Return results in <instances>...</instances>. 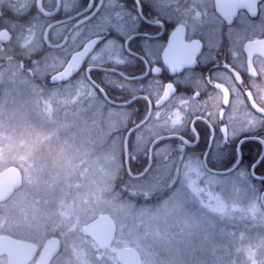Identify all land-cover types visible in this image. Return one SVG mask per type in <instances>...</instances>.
I'll return each mask as SVG.
<instances>
[{"label":"flooded vegetation","instance_id":"af4514ba","mask_svg":"<svg viewBox=\"0 0 264 264\" xmlns=\"http://www.w3.org/2000/svg\"><path fill=\"white\" fill-rule=\"evenodd\" d=\"M31 2L32 0H0V14H2L0 15V29H8L7 32L0 31V130L10 133L8 131L10 128L12 129L11 133H14V128L30 126L31 123L35 124L40 121L32 116L30 113L32 110L24 108L20 101H15L14 91L18 87H22L24 90L27 88V95L31 98L29 105L32 109L34 108L35 96H39L41 100L58 97V102H48V105L55 109L59 108L61 114L62 110L65 113L69 112L68 109L70 112L88 109L105 114L113 111L120 112L119 116L114 117L116 120L110 121L108 125L103 124L106 142H103L102 145L116 144V149L112 151L113 157L110 159H118L121 162L119 170H124L129 178L138 180L139 178L134 177L141 175L148 168L146 174L144 173L140 178L151 174L161 180L164 176H170L172 179L168 182V187L174 191L182 173L187 176L208 175L216 178L239 177L241 175L240 178L237 177L236 179L243 183L247 182L250 186L249 189L256 195V201L252 202L251 205L258 203L259 211L254 213L264 214L261 203V194L264 192V170L261 173L256 170L264 160V143H261L264 140V123H261L264 121V116L260 115V112L264 111V38H261L264 34L260 32L264 31V0H261L260 14L256 17L246 15L238 17V20L231 27L224 23V20L217 13L230 19L237 9L245 11L240 8L238 0H164V4L169 6L166 11L155 6L157 0H139V2L138 0H119L116 5L123 18L121 28L117 30L120 35L116 36V40H119L120 43H123L127 34H135L137 45L134 46V51L142 52L138 43L144 34H150L154 41L163 44L166 42L167 35L178 24L180 40L184 44L194 46L193 51L200 53L197 64L188 73L189 79L187 81L172 76L167 71L161 73V80L164 82L171 80L175 83L177 95L163 104L160 111L162 113L174 111L179 107L181 97L187 99L193 94L196 87L201 90L199 100H192L185 104L182 109V112L187 113L189 118L194 111H199L201 114L206 111L218 112L220 107L231 99L226 111L229 116L235 118L234 135L230 136L226 144H223L219 155H216L217 149L212 142L209 125L203 121H196L195 133H198V139L191 129L184 130L183 134L186 135L187 139L193 141L187 146V154L184 152L177 153L167 145L163 148L154 149L155 139L158 138L163 128L162 121L157 122L155 119L156 109H153L152 119L143 128H139L136 127L137 122L144 118L147 105L140 101L127 108L117 106L120 101L129 99L132 95L131 92L126 91L121 94L105 85L108 96L104 97L98 91H94L89 84L75 78L52 81L51 77L60 71V66L68 57L66 52L57 50L55 47L60 42L62 35H67V33H61L59 30L49 32L43 18L30 22L32 17L37 16L35 6L31 7L26 16L19 15L22 10L27 11L25 6L30 5ZM67 2L70 3L71 0H67ZM98 4H100V0H95V3L91 5L92 9L95 10ZM51 6L52 0H48L45 7ZM249 8L255 12V0H249ZM100 11L103 12L105 9L102 8ZM14 13L16 15H13ZM77 13L89 14L88 0H77L76 6L72 8L71 12L61 11L47 19L50 22L54 19H63L65 15L75 17ZM14 21H23V23H13ZM158 21H163V24H159ZM94 22V20L89 22L87 27L91 28ZM45 38L51 41L52 49L42 48ZM201 43L203 44L202 50L200 48ZM69 48L73 52L76 51L71 42ZM175 58L182 61L189 57L183 50H177ZM225 62L231 66V69L224 67ZM121 70L129 76H138L144 70V64L143 61L134 59L121 66ZM95 76L99 82L102 73L97 72ZM149 76H151L150 73ZM210 76L212 80L209 82L207 77ZM147 79L148 77L145 78V83H147ZM216 83L219 84V89L212 86ZM7 84H10L12 89L7 90ZM247 92H250L251 95H244ZM137 108L140 109L139 113L136 112ZM252 121L256 123L252 124ZM135 127L134 135L128 136L127 144L124 146L127 133ZM221 140L222 133L217 126L215 130L216 144H220ZM173 142L177 143L178 141ZM101 150L102 147L97 146L90 154L98 156L101 154ZM256 152L255 159L249 164V157ZM193 153L198 155L207 153L215 169L223 168L221 161H230L228 163L229 170L237 162L239 163L230 171L231 175H221L218 174L219 171L198 160ZM71 154L73 160L77 164H81L80 160L84 157L78 152ZM31 155L32 167L34 169L39 168L37 170L39 175H48L44 184L49 193L52 185L57 183L59 186L57 193L60 197L64 190H62L63 181L61 179L55 182L54 178L57 176L52 177L53 166L56 163L55 158L60 156L56 157L52 153H48V156L46 154L42 156L41 153H32ZM67 155V153L61 154V156ZM261 155L263 157L253 170L252 175L251 167ZM125 160L129 173L126 170ZM11 167L20 172L22 184L25 183L23 170L19 164L13 161L0 165V173ZM116 174L113 179V194H116ZM248 178L260 183L259 186L250 185ZM32 185L35 187V184ZM21 188L22 185L5 202L0 203V217L5 216L6 225L12 231V233L3 231L0 232V235L25 240L23 237L13 234V231L19 232L21 228L17 221L11 219V211H9L10 208L16 206V202H19L18 197ZM124 188L125 186H123ZM227 210L223 215L226 214ZM52 236L45 237L40 244L34 241L37 239H32V241L27 239V241L41 246L47 238Z\"/></svg>","mask_w":264,"mask_h":264},{"label":"rangeland","instance_id":"374dc122","mask_svg":"<svg viewBox=\"0 0 264 264\" xmlns=\"http://www.w3.org/2000/svg\"><path fill=\"white\" fill-rule=\"evenodd\" d=\"M6 89L10 90L12 86L7 84ZM26 90L18 87L14 91V99L20 101L24 108L32 110V116L40 121L31 123L30 126L14 128V133H11L10 128V133L0 130V165L11 161L19 164L27 183L37 185L40 178L44 181L45 178L48 179V175H39V168L32 167L31 154L41 153L42 156H48V153H52L56 157L60 156L55 158L56 163L52 170V177L57 176L54 178L55 182L62 179L65 186L64 182L79 176L78 184L63 192L60 197L57 196L56 221L51 222L45 217L44 214L48 212L41 213L44 219L39 227L40 231L47 227L46 234L56 232L62 241V253L53 264H59L62 254H86V244L92 246L100 264H117L115 254L129 246L140 252L143 264H160L157 255L165 252L164 250L175 254L176 264H220L221 256L217 255L213 262L209 259L212 250L210 252L206 241L208 232L205 229L206 225H212L223 218V213L231 204L225 192L231 194L235 188L243 185V182L236 179L238 176L216 178L208 175L187 176L182 173L172 194L157 206H138L128 201H120L117 194L112 193V187L121 162L110 159L116 144L102 145L106 142V133L102 127L103 124L108 125L110 121L116 120L114 117L121 113L113 111L105 114L91 109L70 112L68 109L69 112L62 110L61 114L59 108L48 105V102H58V97L41 100L39 96H35L32 109L29 105L31 98ZM97 146L102 147L101 154L92 156L90 153ZM73 152L84 157L80 160L81 164L73 160ZM63 153L68 155L61 156ZM247 187L250 188L248 184ZM144 192L145 198L146 190ZM18 198V201L26 198L25 206L30 207L34 214L33 208L43 204L41 200L22 195ZM16 206H19V202H16ZM251 206L254 212L259 211L258 203ZM104 213L113 218L118 230L112 247L99 252L90 240L81 235L80 226ZM36 214L38 216L40 212L36 211ZM257 229L260 230L259 227ZM3 231L12 233L6 225L4 215L0 217V232ZM222 235L226 242V235ZM29 236L32 234L25 232L23 239L32 241ZM44 238L45 233L34 241L40 244ZM262 246L264 238L253 248L250 247V259L257 260L258 264H264L261 250L257 251ZM159 258L162 264L167 263L161 256ZM0 264H6L5 259L0 258Z\"/></svg>","mask_w":264,"mask_h":264},{"label":"snow or ice","instance_id":"6c2138e0","mask_svg":"<svg viewBox=\"0 0 264 264\" xmlns=\"http://www.w3.org/2000/svg\"><path fill=\"white\" fill-rule=\"evenodd\" d=\"M119 0H100V4L96 5L95 10L91 5L95 3V0H88L89 14L81 15L79 13L76 16L65 15L63 19L48 21L47 18L55 16L58 12L65 11L71 12L72 8L76 6L77 0H52L51 7H45L48 0H32L30 5H26L27 11H21L19 15L26 16L32 6L37 9V16L32 17L30 22H35L38 18H43L47 24L49 32L59 30L61 33H67L62 35L60 42L55 46L57 50H63L68 54L67 59L60 66V73H64V76H60L64 79L65 76L68 80L75 78L78 81L89 84L94 91H98L104 97L108 96L105 89V85L113 88L118 93L123 94L128 91L132 95L127 100L120 101L119 107L127 108L130 105L137 104L143 101L147 105V110L144 113V118L137 122L136 127L143 128L150 119H152L153 109H156L155 119L157 122L163 124V128L155 139L153 148H163L167 145L171 150L180 153H188L187 146L193 143V141L187 139L183 134L185 129H191L198 139V133H195L196 121H203L209 125L210 132L212 133L211 139L213 144L216 145V155L220 154V149L223 144H226L230 136L234 135L233 125L235 118L231 117L227 113V109L231 103V99L227 103H224L218 112L206 111L201 114L199 111H194L189 118L187 113H183L182 109L185 104L190 103L192 100H199L201 96V90L196 87L193 94L185 99L181 97L179 107L170 113H162L160 111L163 104H165L172 97L177 95L176 85L173 81L169 80L164 82L160 79L161 73L167 71V73L177 78H182L187 81L189 79L188 73L197 64L200 53L194 52V46L184 44L179 36V25L167 35L166 42L159 44L154 41L150 34H144L142 39L138 43V47L141 51H134V46L137 45V37L135 34H127L123 43L116 40V36L120 33L117 31L123 24L122 14L116 7ZM139 2V0H138ZM240 8L245 11L237 9L230 19L225 18L222 14L220 18L224 20L229 27L233 25L238 17L248 16L256 17L261 13V0H255L256 10L251 11L249 8V0H238ZM158 9L169 7L164 4V0H157L155 5ZM104 8L105 11L101 12L100 9ZM99 13V15H97ZM2 15V14H0ZM13 15H16L15 13ZM95 21L91 28L87 27L89 22ZM13 23H23V21H14ZM159 24H163V21H158ZM0 31L7 32L8 29H0ZM264 34V31H260ZM115 34V35H113ZM261 38H264L262 35ZM75 47L76 51L73 52L69 48V44ZM53 48L51 41L45 38L42 48ZM201 50L203 44L200 45ZM177 50H183L189 57L185 60H177L175 53ZM76 56H80L78 64L73 65L72 61ZM134 59L143 61L144 70L138 76H129L126 72L121 70V66L131 62ZM224 67L231 69V66L225 62ZM102 73L100 81L98 82L95 73ZM149 73L151 76H149ZM183 74V76H181ZM237 75H239L237 73ZM57 76H52L53 80H56ZM148 77L145 83V78ZM210 82L212 77H207ZM242 83V80H241ZM213 87L219 89V84H213ZM244 95H251L250 92ZM158 97V98H156ZM136 112L139 113L140 109L137 108ZM260 115L264 116V111L260 112ZM255 124V121L251 122ZM264 123V121H261ZM219 126V130L222 133V140L220 144H216L215 130ZM135 129L129 132L131 137L134 135ZM173 141H178L174 143ZM264 143V140L261 141ZM198 160L203 161L204 164L209 165L214 170L220 172L221 175H231L228 169V163L221 161L223 168L215 169L212 161L209 160L208 154H196L193 153ZM183 159V158H182ZM146 174V173H145Z\"/></svg>","mask_w":264,"mask_h":264},{"label":"trees","instance_id":"16d2710c","mask_svg":"<svg viewBox=\"0 0 264 264\" xmlns=\"http://www.w3.org/2000/svg\"><path fill=\"white\" fill-rule=\"evenodd\" d=\"M256 155L257 152L252 153L248 160L249 164L253 162ZM256 170L259 173L263 172L264 160ZM150 175L139 178L138 180H133L125 174L124 170H119L115 178V193L118 199L120 201H128L138 206L150 207L157 206L162 201L166 200L173 192V189H169L168 187V182L172 178L170 176H164L160 180L159 177ZM248 179L250 185L259 186L260 183L254 182L250 178ZM44 182L45 181L41 179L37 184L38 186L35 185L34 187L32 184L25 181L19 191L20 196L22 195L27 198L42 201L43 204L41 203L42 205L40 207L33 208L35 209V214L36 211H39L40 215H35L30 207L28 208L25 206L27 202L25 201L26 198L24 201L21 199L19 200V206H13V208L9 209V211H11V219L13 218L17 221L21 228L19 232H13L15 236L23 237L25 232L32 234V236H29L31 239H39L44 233L45 237L52 235L58 236L56 232L46 234L47 227L44 225V231L43 228H41L42 232L39 229L44 219L41 213L48 212L44 215L47 219L51 220V222L56 221L55 219L58 218L56 204L58 202L57 196L59 193H57V190L59 186L57 183L52 185L51 192L49 193ZM78 182L79 176H75L69 179V181L64 182L65 186L62 187V190L64 189L63 192L70 189L73 185L78 184ZM123 186H125L124 189ZM144 190H146L147 195L145 198L143 194L145 193ZM226 194L231 202L226 214L223 215L222 219L220 218V221L212 225H206L207 228L205 230L208 232L206 241L210 252L212 250L209 259L213 262L218 255L221 256L220 264H258L259 262L257 260L252 257V260L250 259L251 248H253L254 245L256 246V243H259L261 238H264V235H262L264 234V214H255L251 207V202L255 200L256 195L247 187V182L239 186L238 189H234L231 194L227 192ZM44 204L48 207H43L45 206ZM28 227H30V229H28ZM257 227H259L260 230H258ZM210 232H212V235ZM222 233L226 235V242L222 238ZM86 246V254L80 255L78 253H73L67 256L62 254L59 264H100V262L96 260V256L92 251V246L90 244H86ZM260 250L261 255L264 256V246L257 248V251ZM164 251L165 252H161L159 256L157 255L158 262L162 264L161 258H159L161 256L167 261L166 264H176L175 254L169 250Z\"/></svg>","mask_w":264,"mask_h":264},{"label":"water","instance_id":"95a60500","mask_svg":"<svg viewBox=\"0 0 264 264\" xmlns=\"http://www.w3.org/2000/svg\"><path fill=\"white\" fill-rule=\"evenodd\" d=\"M80 56H76L72 61L73 65L78 64ZM54 76H57L54 75ZM64 76V73H60ZM57 76L56 80L61 79ZM133 129H136L133 128ZM131 129L129 132L133 131ZM128 132V133H129ZM128 133L124 140V146L127 144ZM263 155L259 157L256 163L251 167V173L258 165ZM239 162L231 169L233 170ZM126 170L129 173L127 161L125 160ZM148 168L139 176L140 178ZM230 170V171H231ZM220 174V172H218ZM22 185L20 172L15 168H8L0 173V203L5 202L16 190ZM264 192L261 194V203L263 205ZM81 235L89 239L99 251L109 249L115 241L117 234V225L109 214H99L92 220L80 226ZM62 248L61 241L58 237L52 236L47 238L41 246L27 240L13 238L8 235H0V258H4L6 264H51L58 256ZM117 264H143L140 252L134 247H125L115 254Z\"/></svg>","mask_w":264,"mask_h":264}]
</instances>
